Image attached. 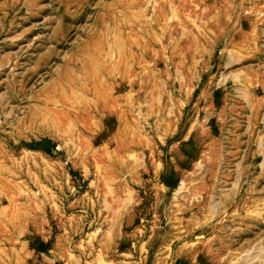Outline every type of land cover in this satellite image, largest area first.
Instances as JSON below:
<instances>
[{
  "label": "rangeland",
  "instance_id": "rangeland-1",
  "mask_svg": "<svg viewBox=\"0 0 264 264\" xmlns=\"http://www.w3.org/2000/svg\"><path fill=\"white\" fill-rule=\"evenodd\" d=\"M0 264H264V0H0Z\"/></svg>",
  "mask_w": 264,
  "mask_h": 264
}]
</instances>
